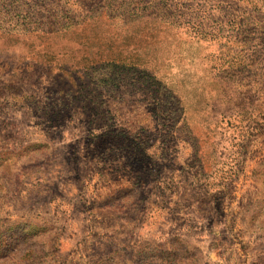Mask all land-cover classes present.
<instances>
[{"label":"rangeland","instance_id":"1","mask_svg":"<svg viewBox=\"0 0 264 264\" xmlns=\"http://www.w3.org/2000/svg\"><path fill=\"white\" fill-rule=\"evenodd\" d=\"M0 264H264V0H0Z\"/></svg>","mask_w":264,"mask_h":264}]
</instances>
